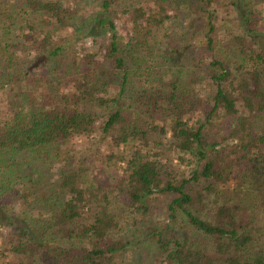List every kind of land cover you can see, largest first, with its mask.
Listing matches in <instances>:
<instances>
[{"label":"trees","instance_id":"obj_1","mask_svg":"<svg viewBox=\"0 0 264 264\" xmlns=\"http://www.w3.org/2000/svg\"><path fill=\"white\" fill-rule=\"evenodd\" d=\"M218 1L0 0V264H264V0Z\"/></svg>","mask_w":264,"mask_h":264},{"label":"rangeland","instance_id":"obj_2","mask_svg":"<svg viewBox=\"0 0 264 264\" xmlns=\"http://www.w3.org/2000/svg\"><path fill=\"white\" fill-rule=\"evenodd\" d=\"M221 0L218 1V3H220ZM113 18L115 19V21L117 22V28H118V33L122 38L127 39V37L129 36L130 30L133 27V24L129 21V19L123 15H114ZM124 39V40H125ZM83 46H85L86 49L91 50L92 49V42L91 39L87 40L85 43H82ZM1 105V103H0ZM2 108V107H0ZM86 140L84 139H75L74 142H72L71 144V148H68V150H72L74 151L73 153H75V150L80 151L83 150L84 148H88L90 146V144H88V146H86ZM75 149V150H74ZM103 151H106V148L102 149ZM163 207H158L157 209L154 208L151 216L149 217V222L150 223H157V222H162L165 219L164 213H163Z\"/></svg>","mask_w":264,"mask_h":264}]
</instances>
